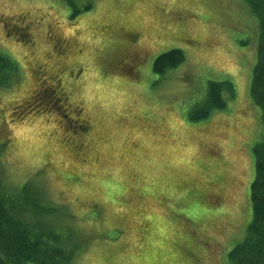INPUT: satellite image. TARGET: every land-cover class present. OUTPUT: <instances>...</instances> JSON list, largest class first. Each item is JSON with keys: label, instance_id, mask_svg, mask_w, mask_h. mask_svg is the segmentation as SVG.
<instances>
[{"label": "rangeland", "instance_id": "374dc122", "mask_svg": "<svg viewBox=\"0 0 264 264\" xmlns=\"http://www.w3.org/2000/svg\"><path fill=\"white\" fill-rule=\"evenodd\" d=\"M257 43L241 0H0V53L20 74L0 87V184L29 183L62 209L53 221L80 245L71 264H229L262 137ZM172 49L184 61L155 73ZM46 70L63 96L43 91ZM224 80L225 109L191 121L207 83Z\"/></svg>", "mask_w": 264, "mask_h": 264}, {"label": "trees", "instance_id": "16d2710c", "mask_svg": "<svg viewBox=\"0 0 264 264\" xmlns=\"http://www.w3.org/2000/svg\"><path fill=\"white\" fill-rule=\"evenodd\" d=\"M64 1L72 5V0ZM241 1L256 17L258 25L256 61L249 95L251 102L260 109L262 137L253 147L255 177L249 192L251 221L243 240L228 253L227 258L229 264H264V0ZM183 61L182 51L172 49L154 60L153 70L163 74ZM18 69L14 61L0 53V87L6 88L10 86L9 82L14 83L20 75ZM226 95L229 99L234 95L230 81H209L205 102L190 113L189 119H206L212 111L224 110ZM61 216L62 209L47 202L41 192L29 183L16 191L0 184V264H71L80 245L68 227L54 223L53 220ZM149 216L145 215L142 220L147 226L141 233L139 244L150 232Z\"/></svg>", "mask_w": 264, "mask_h": 264}, {"label": "flooded vegetation", "instance_id": "af4514ba", "mask_svg": "<svg viewBox=\"0 0 264 264\" xmlns=\"http://www.w3.org/2000/svg\"><path fill=\"white\" fill-rule=\"evenodd\" d=\"M13 24V26H15V24L14 23H12ZM36 67H39V65H37ZM50 68V67H49ZM47 71V70H46ZM41 76H44L45 77V75L44 74H41ZM61 79V78H60ZM42 82V83H41ZM39 84H42V89H43V91H49V93H50V95H56V93H60L61 94V96H63L64 95V93L63 92H59L62 88V84H61V80L59 81V80H57L56 79V76H54L52 73H50V72H48L47 71V77H46V80H42ZM44 82L46 83L45 85H44ZM51 83V86L48 84V83ZM47 89V90H46ZM56 90H58V91H56ZM43 91L41 92V93H43ZM55 91V92H54ZM58 97V96H57ZM57 97H55V99L57 98ZM69 98H67L66 96H64V97H61V98H58V100L56 99V101L58 102V104L60 103V102H63V103H66V100H68ZM69 113V112H68ZM78 113V117H77V123H79L80 125V127H81V130H84V131H87V132H89V130H90V125H89V122L86 120V119H84L83 117H85L84 116V113H82V109H81V111H79L78 110V112H76V113H74V114H77ZM62 116H65L66 117V119L69 121V122H72L69 118H68V115H66V114H62ZM69 116H73L72 115V113L71 114H69ZM89 140H90V136H86V137H84L83 135L82 136H76V138L74 139V141L76 142V143H78V144H76V147L79 145V146H81V145H89ZM82 149L83 148H81V151H82ZM84 150V153H88L87 152V149H83Z\"/></svg>", "mask_w": 264, "mask_h": 264}]
</instances>
